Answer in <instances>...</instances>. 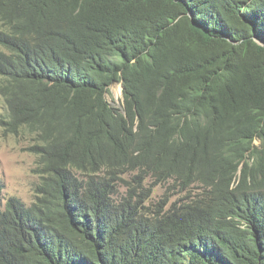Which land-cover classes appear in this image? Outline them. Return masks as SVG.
<instances>
[{"label":"trees","instance_id":"1","mask_svg":"<svg viewBox=\"0 0 264 264\" xmlns=\"http://www.w3.org/2000/svg\"><path fill=\"white\" fill-rule=\"evenodd\" d=\"M0 97L40 181L0 264H264V0H0Z\"/></svg>","mask_w":264,"mask_h":264},{"label":"rangeland","instance_id":"2","mask_svg":"<svg viewBox=\"0 0 264 264\" xmlns=\"http://www.w3.org/2000/svg\"><path fill=\"white\" fill-rule=\"evenodd\" d=\"M110 106L120 108L122 102V87L118 83H113L108 88L105 95ZM6 105L0 97V115L4 114ZM33 143L32 136L11 135L0 126V181L3 184V201L10 198H17L25 205H30L34 201V189L39 184V176L36 173L37 158L28 152V147ZM258 144V141L255 142ZM142 187L146 189L142 195L143 205L146 211L166 212L169 206L175 202L185 201L192 196L196 189L191 186V190L184 191L176 182L155 183L151 180L144 183ZM119 195L125 194V188L117 187Z\"/></svg>","mask_w":264,"mask_h":264},{"label":"bare ground","instance_id":"3","mask_svg":"<svg viewBox=\"0 0 264 264\" xmlns=\"http://www.w3.org/2000/svg\"><path fill=\"white\" fill-rule=\"evenodd\" d=\"M126 100H127V99H126ZM129 103H130V102H129ZM129 107H130V106H129ZM212 140H213V139H212ZM141 142H142V141H141ZM130 143H131V142H130ZM129 145H130V144H129ZM129 145H128V146H129ZM129 147H130V146H129ZM126 148H127V147H126Z\"/></svg>","mask_w":264,"mask_h":264},{"label":"clouds","instance_id":"4","mask_svg":"<svg viewBox=\"0 0 264 264\" xmlns=\"http://www.w3.org/2000/svg\"><path fill=\"white\" fill-rule=\"evenodd\" d=\"M122 87V86H121Z\"/></svg>","mask_w":264,"mask_h":264}]
</instances>
